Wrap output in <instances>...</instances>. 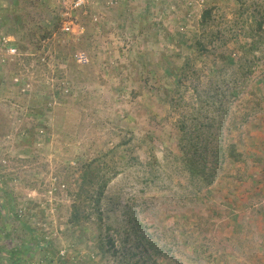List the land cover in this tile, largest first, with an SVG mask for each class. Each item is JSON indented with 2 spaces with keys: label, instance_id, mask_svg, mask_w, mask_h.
I'll list each match as a JSON object with an SVG mask.
<instances>
[{
  "label": "rangeland",
  "instance_id": "1",
  "mask_svg": "<svg viewBox=\"0 0 264 264\" xmlns=\"http://www.w3.org/2000/svg\"><path fill=\"white\" fill-rule=\"evenodd\" d=\"M147 2L0 0V264H264V0Z\"/></svg>",
  "mask_w": 264,
  "mask_h": 264
},
{
  "label": "built area",
  "instance_id": "2",
  "mask_svg": "<svg viewBox=\"0 0 264 264\" xmlns=\"http://www.w3.org/2000/svg\"><path fill=\"white\" fill-rule=\"evenodd\" d=\"M100 1L105 2L109 7H114L124 0H54L58 8L60 31L73 39L80 38L85 31L80 22V15H85L86 9ZM91 20L97 22L98 17L93 16ZM8 54L15 55V48L9 49ZM78 58L80 61L85 60L81 54Z\"/></svg>",
  "mask_w": 264,
  "mask_h": 264
},
{
  "label": "crops",
  "instance_id": "3",
  "mask_svg": "<svg viewBox=\"0 0 264 264\" xmlns=\"http://www.w3.org/2000/svg\"><path fill=\"white\" fill-rule=\"evenodd\" d=\"M148 0H124L123 2L119 3L116 7L117 8V16H123L124 18L126 16H139L141 15L148 7ZM154 2L155 0H151ZM56 4V3H55ZM115 7V8H116ZM83 15V14H81ZM80 15V16H81ZM112 16V15H111ZM115 18H113L112 21H114ZM119 22V20H117ZM107 23H110L109 19L106 20ZM109 25H107L108 27ZM124 30H118V29H106L105 31L102 30V40L105 43V45H109L114 47L115 45L121 44V40L119 38V35H117L119 32L121 34Z\"/></svg>",
  "mask_w": 264,
  "mask_h": 264
},
{
  "label": "trees",
  "instance_id": "4",
  "mask_svg": "<svg viewBox=\"0 0 264 264\" xmlns=\"http://www.w3.org/2000/svg\"><path fill=\"white\" fill-rule=\"evenodd\" d=\"M231 148V150H233L234 149V147L233 146H231L230 147ZM230 157L233 159V160H235V161H238L239 160V157H240V155H238V154H235V153H232L231 155H230ZM114 176H111L110 178H108V179H106L105 181H103V182H100L97 186V188L93 191V204H94V211H97L98 210V208L97 207H99V204H100V200H101V198H102V196H103V193H104V189H105V187H106V185L108 184V182H109V180L111 179V178H113ZM77 199H79L80 198V196H78V197H76ZM78 212H79V209L77 208V206H76V204L74 203L73 205H72V215H71V219L73 220V223H75V224H77V222H78V220H77V215H78ZM97 213H98V211H97ZM98 220H100V214H98ZM35 246H37V242H35ZM42 248H44L45 249V247H44V245L43 246H41ZM24 248V247H23ZM32 250H34L33 249V247H30V248H27L25 251H32ZM21 252V251H20ZM19 251L18 252H16V251H14V252H10L9 253V258H18L19 260H22V254L20 253Z\"/></svg>",
  "mask_w": 264,
  "mask_h": 264
}]
</instances>
